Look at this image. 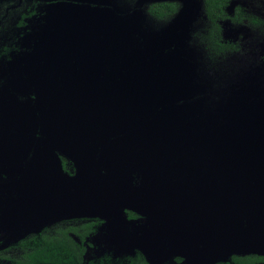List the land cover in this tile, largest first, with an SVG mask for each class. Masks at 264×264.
Returning a JSON list of instances; mask_svg holds the SVG:
<instances>
[{
  "label": "rangeland",
  "instance_id": "obj_1",
  "mask_svg": "<svg viewBox=\"0 0 264 264\" xmlns=\"http://www.w3.org/2000/svg\"><path fill=\"white\" fill-rule=\"evenodd\" d=\"M148 1L153 0H138V12ZM165 1H174L179 7L164 24L171 42L162 46L159 52L167 47L178 50L186 47L189 35L203 25L202 19L205 18L203 0ZM30 2L0 0V9H5L0 41L7 35L5 41L8 44L14 41L9 32ZM122 3L124 0H42L38 15L29 27L33 30L27 34L25 41V47L29 45L30 52L16 61V64L22 63L10 73L9 86L0 88V241L4 240L0 244V264H13L11 258L17 252L9 248L20 238L47 227L87 219L100 220L85 241V258L88 260L104 253L132 256L138 251L149 264H205L213 262L218 255L227 256L229 251L264 253V240H257L256 234L251 232L254 224L244 225L240 232L242 235L234 240L236 224L232 220L231 233L219 239L223 234L217 231L219 223L215 226L219 219H214V203L217 199H224L222 196L227 194V189L223 181L219 192L221 196L216 197L213 150L209 152L203 148L204 159L190 154L200 145V138L197 140L193 130L201 126V104L193 98V101L183 105L181 114L171 115L177 119L169 123V128L177 131H162L160 123L159 134L171 136L176 147L165 146L160 152L140 147L136 150L137 155L140 154L137 162L127 169L117 168L111 161L113 152L108 148L114 143L111 136H104L102 141L89 142L85 149L82 140L68 133L66 122H56L61 129H57L53 122L47 125L37 122L39 112L46 108L58 120H65L58 114L59 106L49 105L59 102L56 92L38 96L39 90L49 84L57 88L55 78L61 77L62 72L56 77L54 73L53 79L44 83L39 76V64L35 60L31 63L26 60L32 57L31 50L40 39L37 22L48 19L53 24L70 22L73 26L70 32L80 44L85 36L92 38L94 47L101 49L103 46L112 51L110 56L117 52L116 58L119 61L124 59L127 66L124 71L136 73L137 69L146 66H137L136 61L141 57L139 52L142 47V53L149 54L151 38L149 34L144 36L146 43H140L138 47L134 43L137 41L135 37L128 39L133 31L137 33L139 29L135 19H131L133 12L121 9ZM97 6H102L103 10ZM237 6L242 7L247 23L224 21L223 36L226 40L240 41L244 58L241 60L240 57V61L249 84H264V0H231L227 6L228 13L233 15ZM55 7L57 10L52 13ZM81 13H86L87 18L80 19ZM158 43L157 38L153 39V44ZM78 49L83 48L80 46ZM18 53L15 52L14 57L19 56ZM98 53V58L105 55L100 50ZM132 62L134 69H131ZM26 64L31 65L30 69H24ZM98 64H94L96 69H99ZM148 69L156 70L152 65ZM31 75L35 80L24 83L22 79L27 80ZM202 93L197 94L199 100H204L206 96H201ZM207 100L209 106L214 103L212 99ZM194 117L198 125L194 124L191 131L181 133L180 129L187 127V121L194 122ZM76 128L72 125V130ZM143 142L146 143L145 140ZM261 147L258 145L255 150ZM223 151L231 157L236 153L231 148ZM240 151L247 152V149ZM61 156L65 157V167ZM245 156L238 161L250 162L249 158L245 160ZM227 164L234 168L235 175L242 174L243 164L228 161ZM242 192L244 188L239 194ZM240 201L238 204L242 206ZM209 216L215 221L210 228L207 227L210 223L207 220H211ZM176 258L180 261L173 262Z\"/></svg>",
  "mask_w": 264,
  "mask_h": 264
},
{
  "label": "trees",
  "instance_id": "obj_2",
  "mask_svg": "<svg viewBox=\"0 0 264 264\" xmlns=\"http://www.w3.org/2000/svg\"><path fill=\"white\" fill-rule=\"evenodd\" d=\"M230 1L231 0H203V9L205 12V18L202 19L203 25L199 28H195L192 34L189 35L187 46L180 50L176 47H172L171 49L167 47V49H163L161 52H159L158 49L171 42V36L168 35V30H165L164 24L177 12L179 7L178 4L174 1L153 0L144 3L141 6V11L138 12V0H124V3H122L125 10L128 9V11H132L136 15V17H134L136 22L134 23L138 27L139 32L136 33L133 31L131 34L137 39L138 44L141 43L145 34L148 33L163 42L162 46L159 45L161 47L152 48L155 50L149 51V58L136 61L137 66L142 67L146 65L144 67L148 69V67L152 65V67L156 69L152 75L150 72L148 74L149 79L152 81V87L149 93V104L144 107L146 114L150 116L151 120L154 117L157 118L162 116V131L163 129L166 131H175L174 128L171 127V130L169 128V123L177 119L176 117H171V115L181 114L183 105L190 103V100H192L191 98H193L195 102L201 104V117L199 120L201 126H199V131L196 132V128L194 130L197 140L200 138V140H198L200 145L196 146L197 150L193 151L191 154L202 157L203 159V155L205 154L201 152L204 151L203 148L209 152L213 150L214 154L217 150H221V154L228 155L223 149H229L231 145L233 150H236L237 147H245L247 152H239L248 153V155L252 157L255 153L256 146L264 145V132L262 131L261 124L258 123L259 121H264V88L259 95H257V93H252L250 103L245 107L239 106L237 100L236 102L234 101L237 96H235L233 92L229 95L232 90H237V86L233 80H235V75L238 70L242 68L240 57L241 60H244V58L243 55H241L243 51H241L239 47L240 41H230L224 38L222 23L226 20H231L236 23H247L244 21L246 16H243L241 6H237L233 15L228 13L227 6ZM41 2L42 0H38L39 6L37 10L42 6ZM101 9H103V7ZM56 10L57 7L53 8L52 13ZM31 14L30 10L23 13L17 25L9 32V35L12 34L14 38L17 36L19 42L14 40L10 44H0V88L9 82V69L17 65L16 61L19 60V56L24 54L25 51L28 54L30 52L29 45L25 47V41L27 34L33 30L29 27L32 26V21L38 13L36 11V14ZM248 17L253 20L257 19L254 16ZM52 25L53 21L49 19L38 21L36 24V27L39 28V31L37 30L38 36L40 35L41 39H39L38 43L31 50V56H33L35 61L37 57L45 61L46 58L49 59L55 52L53 47L59 43L58 39L53 35L55 31L44 32L51 29ZM15 52H19V56L14 57ZM160 58H162V61ZM147 64L149 65L147 66ZM193 83H195L194 87L192 86ZM201 84L204 87H202ZM165 85H168V92L163 89ZM243 85L244 84L241 86ZM95 91L100 94V97H103L104 100L112 102V104H109L110 107L104 104L102 113L97 111L99 117L104 116L108 121L115 113L114 100L117 96L120 97L125 92L94 90V92ZM201 91H203L201 96L206 95L204 100L198 99L197 94ZM252 96H254L253 99ZM170 98H172V100H169ZM118 99L119 98L115 101ZM207 99L214 100V103L209 106V100ZM224 110L228 112V115H223V113H225ZM120 112L121 111H119V113ZM221 116L233 118L232 121L235 122L233 123L234 128L240 125L242 131L248 129L249 132H215L216 129L228 126L232 129L231 123L228 125L225 120L223 123H220V120H222L220 118ZM196 117H194V122L191 120L187 121V127L180 129L181 133H186L188 130L191 131V126L194 124L198 125ZM256 117H260L258 122ZM92 118H97V116ZM251 118L254 120L252 121V125L250 124V127L248 121ZM125 124V119L119 120V128L115 129L116 133H124L127 129L130 131L129 133H134L136 136L142 130H140L141 124H139L138 131H135L133 127L126 126ZM116 125L117 124H115V126ZM242 134L248 135H243L239 138ZM142 138H144V133L142 134ZM150 141V146L154 148L163 149L165 146L172 148L176 147L172 142V137L167 134L155 135L152 132ZM137 142L140 145L143 144L141 139H137ZM245 142L248 143V145ZM235 143L239 145L236 146ZM253 150L254 152H252ZM239 152L236 151V155H240ZM225 159L231 163H235L239 160L231 156H227ZM70 230L77 233L83 241L85 235L93 230V228L87 225L86 232H79L75 227H58L55 228L54 232L41 230L32 236H24L23 239L21 238L22 240L19 242L18 246L21 249L20 256L13 257L14 263L149 264L138 251L134 256L128 255L121 257H113L106 253L96 259H91L89 262H83V255L86 252L85 246L68 233ZM262 259L264 260V254H234L227 261H221L216 264H258L257 261Z\"/></svg>",
  "mask_w": 264,
  "mask_h": 264
},
{
  "label": "water",
  "instance_id": "obj_3",
  "mask_svg": "<svg viewBox=\"0 0 264 264\" xmlns=\"http://www.w3.org/2000/svg\"><path fill=\"white\" fill-rule=\"evenodd\" d=\"M120 6L121 9H124L125 12H129L128 9L125 10L124 5ZM68 15L70 16L72 14L68 13ZM74 15L77 18V15ZM86 15V13H81L79 14V18L85 19L87 18ZM134 17H136V15L132 13L131 19L133 20ZM72 27L73 26L70 22L57 23L53 24L51 29L44 31L49 32L54 30L55 34L53 35H55V38L58 39L59 43L55 47H53L55 52L51 55L49 59L46 58V60L43 61L40 57L36 58V62L39 64L40 67V70L38 71L40 73L39 76H42L43 78L42 82L47 83L51 79H53L52 77L54 76V73H56V77L57 75H60V72H62L61 77L55 78L57 88L54 84H49L47 88L42 89V91L39 90L38 96L42 97L44 95L43 93L47 94L50 91L56 92L55 96L60 97L59 102H57L56 105H49L54 107L59 106L57 108L58 114L61 117L64 116L65 120H58L57 117L50 113L46 108L44 109V111L39 112L40 116L37 118V122L41 121L43 124L46 125L49 122H53L57 129H61V127L56 122H66L65 128L68 133H71L77 136V138H79L80 140H82L81 144H83V148L85 149H87L89 142L102 141L104 136H111L114 141L113 146L111 144L108 147L109 150L113 152L111 161L115 167H119L120 169H127L128 167L132 166L131 164L134 165L137 162L140 154L137 155L136 150L140 147H143L145 149L148 147L152 151L158 150L160 152L161 148H154L150 146V136L152 135V132L155 135H161L159 134L158 129L160 128L162 116H159L157 118L154 117L151 120L150 116L147 115L144 110V107L149 104V93L152 87V81L149 79L148 74L150 72V74L152 75V73L155 71L143 67L140 70L137 69L136 73H131L132 75H135L132 76L131 74H129V71H124L125 69H127V66L124 65V59L119 61L116 58L117 52L113 53V56H110L112 51L104 49L103 46H101V49H98L97 46L94 47L92 45L94 41H92V38L87 36H85V38L82 40V44H80L78 38L74 37L70 32V28ZM148 34L151 38L152 44L150 50L153 51L155 49L152 48H159L163 45V42L158 39L157 40L159 41V43L157 45L153 44V39H155V37H153L150 33ZM146 35L147 34H145V36ZM128 39H133V35H130ZM134 43L137 44V47L139 46L137 41H134ZM141 43H146L145 38H143ZM98 44L101 43L98 42ZM80 46H82V50L78 49V47ZM105 46L108 47V44L106 43ZM142 48L139 52L141 55L139 59L149 58L150 54L142 53ZM99 50L101 54L105 52V55L102 54L103 57L98 58ZM158 50H160V48ZM24 54L28 53L25 51ZM24 54H21L19 56V59H23ZM134 54H136V52ZM26 60L28 63H31V61L34 59L32 56L31 58H27ZM20 63L22 62L20 61L17 65H19ZM94 64H98L99 69H96L94 67ZM130 65L131 69H134L133 62ZM16 66L9 69L10 73L13 72ZM115 66H117V68H115ZM30 67V64H26V67L24 69L28 70L30 69ZM142 69L144 70L142 71ZM10 76L11 74L9 75V77ZM33 78V75H31L27 77V80H22L24 81V83H31L33 80H35V78ZM133 80H138V82L134 83ZM233 82H235L237 90H232L229 95H231L233 92L234 95L237 96L234 101L236 102L237 100V104L239 106L244 107L250 103L252 93H257V95H259L261 94L262 89L264 88V84H249L248 77L243 73L242 68L238 70L237 74L235 75V80H233ZM242 84L244 85L241 86ZM4 86L9 85L5 84ZM167 88L168 85L163 86V89H165V91H167ZM94 90L125 92L120 97H116V99L119 98L117 101H115L116 99L114 100L115 106H113L115 113L111 118H109L108 121L104 118V116L99 117L97 111L102 113L104 104L110 107L109 104H112V102L104 100V98L100 97L101 95L98 94L96 91L94 92ZM65 98H67L66 101ZM253 98L254 96H252V99ZM171 99L172 98H170L169 100ZM119 111L121 112L119 113ZM224 111L225 113H223V115H228V112H226V110ZM94 116H97V118H92ZM222 116L220 117L222 119L220 120V123H223V121L225 120L228 125L230 123L232 124V129L228 126L216 129L215 132L231 133L233 131H242L240 125H238L236 128L233 127V123H235L234 121H232L233 118ZM74 117H77V119H75ZM227 118L229 119L226 121ZM259 118L260 117H256L257 122ZM121 119H125V125L133 127L135 131H138L139 124H141L140 130H142L136 136L134 135V133H129L130 131H128L127 129L124 133H116L115 129L119 128L118 122ZM253 120L251 118L248 121L250 127L252 125ZM258 123L261 124L262 131L264 132V121H259ZM115 124L117 125L115 126ZM157 124L158 127H156ZM72 125H74V127H77L76 130H72ZM193 127L194 126H191V130L193 129ZM69 128L72 132H70ZM197 131H199V128L196 130V132ZM247 132H249L248 129H245V131H242L241 133ZM143 133L144 138H142ZM243 135L248 134H242L239 136V138H241V136ZM136 137L137 139H141L142 141L145 140L146 143L143 142L142 145L138 144ZM246 144L248 145V143ZM93 145H91V147H93ZM235 145L237 146L239 144L235 143ZM231 149H233L232 145ZM241 149L245 150V147H237L235 151L239 152ZM220 152L221 150H217L212 158L214 163V175L216 177V190L214 192L217 195V198L220 197V187H222V182L225 181L224 187L227 189V194L222 196L224 198L223 200H218L216 198L217 200H215L214 203L216 204L214 208V219L216 220L218 218L219 220L215 222L214 220H212V217L209 216L211 220L208 221L206 219L208 223L210 222L209 224H207V227H212L213 222H215V226L219 223L217 231L223 234V236L219 234V239H222L223 237L228 236L229 232L231 233V221L233 220V223L236 224L234 228L235 236H233V238L235 237L234 240H237L238 237L242 235V233L240 232L242 231V229H244V225L254 224L252 226L251 232L256 234L257 240L263 241L264 145H262V147L258 151L255 150V153L252 157L249 156L248 153H240L242 151L239 152L240 155H236L235 153L234 157L237 159H239L243 155H247L245 156V160H247L248 158L250 159V162L248 163L237 161L238 163L244 165L241 175H235L233 173L234 168L232 169V167L227 164V160L225 159V157L230 155L221 154ZM243 188L244 192L239 194V192ZM223 192L224 188L222 189L221 193ZM238 200H241L240 202L242 206H239ZM230 202H232L233 204L230 205ZM228 253L229 254L227 256H225L226 254L218 255V257L213 262L205 264H216L221 261H227L234 254H264L263 252L240 253L232 251H229Z\"/></svg>",
  "mask_w": 264,
  "mask_h": 264
},
{
  "label": "flooded vegetation",
  "instance_id": "obj_4",
  "mask_svg": "<svg viewBox=\"0 0 264 264\" xmlns=\"http://www.w3.org/2000/svg\"><path fill=\"white\" fill-rule=\"evenodd\" d=\"M38 6H39L38 0H31L30 5L29 6H26L25 9L22 11V13H20V17L18 18V20L15 23V25H17V23L19 22V20L21 18V15L23 13L28 12L30 10L31 13H32L31 15L36 14V11H38L37 10ZM4 14H5V9L4 8L3 9H0V26H2L4 24V22H3V15ZM15 25H14V27H15ZM6 37L0 41V44L7 43V41H5L7 39ZM14 40H17V36H16V38H14ZM61 159H62L63 166L65 167V157L64 156H61ZM1 207H2V203H0V208ZM99 223H100V220L99 219H87V220H83L82 222L73 221L72 223H67L66 225H63V226H59V225L56 226L55 225V226H53L51 228L50 227H47V228H44L42 230H44V231H47L48 230V231L54 232L55 231V228H58V227H67V228L75 227V228L78 229L79 232H86L87 231V225H90V228H93V230L89 231V233L85 235V238H84L83 241L81 240V237L77 233H74L72 230H70L68 232L70 235H72L74 237L75 240H77L79 243H81L82 245H84L85 246V249L87 251V246L85 244V241L95 231V229L97 228V226L99 225ZM35 233L36 232H33V233L28 234L26 236H32ZM22 239H23V237H22ZM22 239L20 238L18 241L14 242L10 246V248H9L10 251L17 252L16 256H13V257L20 256L21 249L18 246H19V242ZM2 242H4V240H1L0 241V244H2ZM5 251H7V249ZM85 254H86V252H85ZM85 254L83 255V262H89L91 259H89V260L86 259L85 258ZM104 254H106V253H104ZM134 255H132V256H134ZM100 256H102V255H100ZM124 256H128V255H124ZM5 257H9V256H5ZM13 257L11 258V260H12L13 264H15L14 261H13ZM96 258H98V257L92 258V260L93 259H96ZM177 261H180V258H176V261H173V262H177ZM124 262H126V261H124ZM257 262H258V264H264V260L263 259L262 260H258Z\"/></svg>",
  "mask_w": 264,
  "mask_h": 264
},
{
  "label": "bare ground",
  "instance_id": "obj_5",
  "mask_svg": "<svg viewBox=\"0 0 264 264\" xmlns=\"http://www.w3.org/2000/svg\"><path fill=\"white\" fill-rule=\"evenodd\" d=\"M256 141V140H255ZM192 159V158H191ZM193 163V162H192Z\"/></svg>",
  "mask_w": 264,
  "mask_h": 264
}]
</instances>
